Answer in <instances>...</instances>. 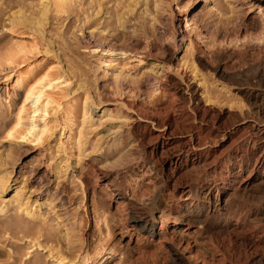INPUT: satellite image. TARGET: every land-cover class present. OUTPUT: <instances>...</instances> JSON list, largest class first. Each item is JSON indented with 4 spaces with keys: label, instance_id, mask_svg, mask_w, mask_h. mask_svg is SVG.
Returning a JSON list of instances; mask_svg holds the SVG:
<instances>
[{
    "label": "rangeland",
    "instance_id": "1",
    "mask_svg": "<svg viewBox=\"0 0 264 264\" xmlns=\"http://www.w3.org/2000/svg\"><path fill=\"white\" fill-rule=\"evenodd\" d=\"M78 1L80 5L69 15L51 14L44 33L33 32L24 23L15 27L22 35L15 36L5 30L10 18L19 12L35 17L39 0H0V163L13 170L11 190L5 197L11 199L14 189L24 185L25 196L40 215L33 220L24 217L19 221V217L16 222L14 209L0 214V264H56L48 255L49 248L77 258L76 264H230L224 250L234 258L256 255L229 233L210 231L201 222L175 225L159 212L154 219L144 218L149 220L150 233L142 228L138 208L158 192L160 176L140 158L133 131L144 130L145 124L157 129L156 121L152 124L148 118L173 116L177 111L178 95L170 94L162 84L156 92L150 87L147 70L151 68L164 76L163 84L177 81L186 93L196 89V96L213 107L222 122L232 125L237 121L248 106L233 76L245 62L264 57V32L259 27L264 0H162L159 12L155 0L140 1L135 7L133 0ZM122 13L121 26L118 17ZM173 26L179 37L167 41L166 33ZM239 29L243 34L236 42L214 40L217 30L234 38ZM16 38L29 43L35 40L38 45L25 64L59 62L74 76L70 90L76 91V82L81 81L79 91H69L70 98L79 99L74 101L76 108L90 94L94 126L86 130V137L92 144L102 138L96 154L79 161L80 119H70L63 112L60 125L47 141L4 138L18 100L16 96L11 100L12 90L6 89V77L12 74L6 57ZM111 43L125 46L128 54L110 56ZM97 45H103L104 51H94ZM47 46L53 51L50 54L45 52ZM172 53L171 66L162 71ZM192 64L197 77L191 73ZM120 72L122 79L116 80L114 75ZM68 101L61 100L66 108ZM108 171L113 178L118 175L125 196L110 185L104 176ZM99 207H104L109 226L105 218L97 220ZM34 242L39 245L33 246ZM97 250L101 253L96 256Z\"/></svg>",
    "mask_w": 264,
    "mask_h": 264
},
{
    "label": "bare ground",
    "instance_id": "2",
    "mask_svg": "<svg viewBox=\"0 0 264 264\" xmlns=\"http://www.w3.org/2000/svg\"><path fill=\"white\" fill-rule=\"evenodd\" d=\"M140 1L147 2V0H133L132 4L135 7ZM78 2V0H39V11L35 17L23 12L13 13L15 15L10 18V26L5 30H9L12 35L21 36L22 34L20 35V31L18 33L15 27L28 23L33 32L42 34L51 14L69 15L80 5ZM162 5V0H155L157 11ZM131 10L134 8L128 11ZM263 14L264 12L261 16ZM124 16L125 13H122L118 17L121 26ZM153 19L159 20L155 17ZM260 22L262 27L260 25L259 27L263 30L261 32H264L263 17ZM169 29L164 36L167 41H176L179 33L174 26ZM217 31L218 33H215L217 36L215 37L214 34L213 37L220 43L233 42V40L236 42L243 34V29H239L235 31L237 34L234 38H231L232 35H221L220 31ZM180 40L183 41L182 37ZM34 41L29 43L22 38H16L13 49L6 57V65L12 71V74L6 77V89L12 90L11 100L15 96L18 100L14 102L15 110L4 138L10 142L16 139L38 143L47 141L60 125V116L63 112L70 119L77 116L80 119L76 142L79 161L96 154L101 149L102 138L92 144L86 137V130L94 126L92 116L94 102L90 94L86 93L76 108L75 97H69V91L71 93L74 90H70L74 78L72 73L63 70L59 62L51 66H45L41 62L25 64L28 54L38 49ZM99 48L104 51L103 45H97L94 51ZM127 49L125 46L111 43L107 53L110 56L125 55L128 54ZM51 51L49 46L45 48L47 54ZM173 53L162 65V71L171 66L175 54ZM250 61L244 63L246 66L243 65L241 71L237 70L238 72L235 71L237 73L232 75L234 83L242 87L248 106L232 125L222 122L220 115L214 114L213 107L196 96V89L186 93L177 81H165L166 83L163 84L164 76L158 75L159 72L151 68L147 70L150 73L148 74L151 83L149 84L152 85L150 87L156 92L158 86L163 85L170 94L178 95L180 99L177 111L173 116H158L156 120L148 118L152 124L156 121L157 129L145 124L144 130H140L139 127L133 131L137 142V153L144 162L151 164V168L160 176L158 192L149 199L150 201L148 200V203H142L141 208H138L139 221L142 220L144 223L142 228L150 233L151 227L147 226L149 220L144 218L150 215L154 219L155 213L159 212L161 218L173 219L175 225L188 226L191 223L201 222L210 231L229 233L245 244L247 252L256 253L253 256L239 255L234 258L224 250V257L230 264H264V57ZM190 69L197 77L196 65L192 64ZM114 78L121 80L122 72L115 74ZM152 78L155 81L151 82ZM76 84V91H79L83 84L81 81ZM76 91L74 90V93ZM63 98H69L67 108L61 102ZM12 172V169L0 163V214L14 209L18 214L16 222L22 221L24 217L38 219L40 217L38 209L25 196L24 185L14 189L11 199L5 197L11 190ZM104 174L110 185L118 189V194L125 196L126 192L120 189L122 184L119 183L118 175L113 178L110 171ZM100 207L97 209H101L100 212L95 209L97 220L105 218L104 222L109 226L110 221L105 217L106 211H103L104 207ZM14 223L11 225L18 226ZM35 245H39V242H34L33 246ZM218 245L220 246L219 243ZM48 251L49 257L56 264L77 262V258L69 257L59 249L49 248ZM259 251L263 253L259 254ZM100 253L101 251L97 250L95 255ZM86 257L89 255L87 254Z\"/></svg>",
    "mask_w": 264,
    "mask_h": 264
}]
</instances>
